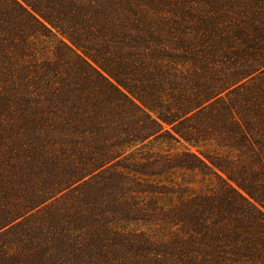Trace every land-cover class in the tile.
<instances>
[{"label": "trees", "instance_id": "1", "mask_svg": "<svg viewBox=\"0 0 264 264\" xmlns=\"http://www.w3.org/2000/svg\"><path fill=\"white\" fill-rule=\"evenodd\" d=\"M0 264H264V0H0Z\"/></svg>", "mask_w": 264, "mask_h": 264}, {"label": "rangeland", "instance_id": "2", "mask_svg": "<svg viewBox=\"0 0 264 264\" xmlns=\"http://www.w3.org/2000/svg\"><path fill=\"white\" fill-rule=\"evenodd\" d=\"M207 147H208L207 145L202 146V148H207ZM190 148L193 151H197V148L194 147V146H190ZM184 173L186 174V178H187L188 181H190L193 184L199 186V188H201V189H205V186L209 183L207 177H203V176H201L199 174H196V173H194V174L193 173L192 174L191 173H186V172H184Z\"/></svg>", "mask_w": 264, "mask_h": 264}]
</instances>
